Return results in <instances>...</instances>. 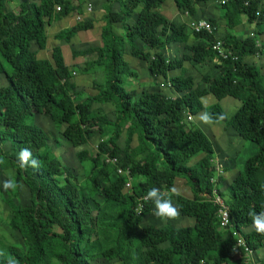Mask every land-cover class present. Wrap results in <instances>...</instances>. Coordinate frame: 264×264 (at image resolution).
Returning a JSON list of instances; mask_svg holds the SVG:
<instances>
[{"label":"trees","instance_id":"1","mask_svg":"<svg viewBox=\"0 0 264 264\" xmlns=\"http://www.w3.org/2000/svg\"><path fill=\"white\" fill-rule=\"evenodd\" d=\"M89 1L0 0V206L18 239L6 242L0 235V264H249L245 245L257 254L264 249L250 215L264 211V74L249 60L259 52L258 36L242 41L232 31L242 16L262 24L263 0H105L95 9ZM209 2L227 21L225 36H218L216 16L205 19L212 34L187 24L203 20L198 5ZM5 3L15 9L5 10ZM167 6L183 19L173 21ZM69 19L74 23L56 41L69 43L100 26L98 44L71 50L73 58H88L73 68L60 46L46 54L47 26ZM217 40L229 50L227 59L213 50ZM77 72L99 78L90 83L94 94L75 83ZM211 96L213 103L205 100ZM230 97L241 106L228 120L214 103ZM95 105H113L115 119ZM205 111L223 127L219 133L212 128L216 141L196 125ZM230 131L232 137H224ZM53 132L56 148L65 140L78 149L70 161L54 152ZM235 137L257 148L240 170L235 158L219 156L236 147ZM96 138V151L87 150ZM21 148L32 151L39 168L20 167ZM77 167L84 169L83 182ZM10 178L20 185L15 191L2 187ZM181 180L191 197L176 191ZM153 187L193 224L177 228L174 219L157 218L146 199ZM22 190L24 204L18 201ZM217 197L228 210L226 228L220 227Z\"/></svg>","mask_w":264,"mask_h":264},{"label":"rangeland","instance_id":"2","mask_svg":"<svg viewBox=\"0 0 264 264\" xmlns=\"http://www.w3.org/2000/svg\"><path fill=\"white\" fill-rule=\"evenodd\" d=\"M104 0H90L89 3L92 4L93 6V9L97 8V6H99L100 3H102ZM88 6V5H87ZM9 8L11 10H14L15 9V5L14 4H11L9 6ZM8 7L5 6V10H7ZM171 10H174V8H171L170 6H167L165 7V13L167 14V16H169ZM163 12V10H162ZM95 14L93 13L91 16H89L90 18H95L94 17ZM88 17H85V19H87ZM74 23L73 19L72 20H62V21H55L52 23V25L50 26H47L46 28V34H47V39H48V48L46 49V54L48 56L51 55V51H52V48L54 46H60L61 49H62V53H63V58H64V63L66 66H68L69 68H73L74 66L77 67L81 64L84 63V59H88V58H83V57H77V58H73L72 57V54H71V50L72 49H77V50H81L83 48H86L88 47L89 43H94V44H98L99 43V37H100V26H98V24L95 25V27H93L91 30H88L87 32H82V33H78L76 34V36L71 39V41L69 43H64V42H59V41H56L54 36L56 34H58L59 32H62L66 29H68V26H71L72 24ZM119 33L120 34H123L122 32V29L119 30ZM263 50L260 49V53L262 54ZM258 55V56H257ZM256 58H260L261 55L257 54ZM126 61H128L131 65V69L132 68H136L137 65H135V59L130 57L129 55H127L125 57ZM138 65H141L140 62L138 61ZM144 66L146 68L147 63H144ZM141 67H139L138 69H140ZM137 69V68H136ZM143 72L146 73L148 72L147 68L144 69L143 68ZM147 74V73H146ZM92 77V78H90ZM73 80H75V83L79 86H81L84 90V93L85 94H94L95 91L92 89L91 87V82L93 81V79H97L99 80V78H97L96 76H93V74H90V75H82L77 72V73H74L73 75ZM89 79V80H88ZM144 80V79H143ZM143 80L141 82H143ZM149 84V81L147 82ZM153 84V81L151 82V84H149L150 86ZM148 86V87H150ZM140 87H142V85H140ZM140 87H138V85L134 84L133 83V88H137L138 89H141ZM147 86L145 88H148ZM162 88L163 85H162ZM139 91H142V90H139ZM206 101L208 102H211L213 103L214 102V98L211 96L209 97V100L206 98L205 99ZM215 103L214 104H217L219 103L225 110V114H226V117L227 119L229 120L235 113L236 111L240 108L241 106V102L236 100V99H232L231 97L230 98H225L223 99L222 101L218 102L216 99H215ZM95 107H102V109H104L105 113L108 114V116L111 118V119H115V107L112 105H95ZM200 120L197 121L196 125L201 128L206 134H208V136L210 137V139L212 141H216L214 140L213 136L211 135V132L213 133L214 131L212 130V128L214 127L215 130H216V133H219V132H222L223 131V127H220V125L218 124H207V125H202L201 121L199 122ZM225 122V121H224ZM222 123V122H220ZM218 127V128H217ZM127 127L124 126V132L122 134V139L126 138V132H125V129ZM215 133V132H214ZM231 131L228 132L227 135H225L224 137H232L231 135ZM223 137V138H224ZM55 138H58V135L56 132H53L51 134V146L54 148V152L58 155H60V159L65 158L66 160H71L72 158V155L78 150V149H74V148H71V146L69 144H67V142L65 140H63V147L61 149H58L55 147L56 143L54 142L53 139ZM223 138H219V143L220 145H223L225 148H228L230 147V142L228 141H225V142H222V139ZM237 138L236 141L238 140H241L239 139L238 137H235ZM137 140V137H135L134 139V146L137 144L138 141ZM96 142H98V138H96V141L92 142L91 144H89L87 150L89 151H96L95 150V145ZM248 144H252V143H249L246 141V143L243 147V145H239V141L236 142V147L232 150V151H228V152H224L223 148L218 146V148H222L223 152L224 153H221L219 154V156H221L222 158H225V157H228L229 160H231L230 158H235L236 160V168H238V170H240L243 166V162L245 160L246 155H253L254 153H256L257 151V148L255 145L253 146H250ZM242 148H241V147ZM217 147V146H216ZM245 152V153H244ZM244 153V154H243ZM218 169L217 171H221L223 170L222 167H224V165L221 163V164H218ZM76 177L78 179L79 182H81L83 180V173H84V169L81 167H77L76 169ZM83 182V181H82ZM81 184V183H80ZM187 185L185 183V181H178V185H177V188H176V191L186 197H191L192 196V192L190 191V189H187L186 188ZM190 195V196H189ZM28 200V194L26 193L25 190H22L21 194L19 195L18 197V201H20L22 204H24L26 201ZM7 211L4 209V207L0 206V235H3L4 236V241L6 242H18V239H17V236L15 235V233H13L7 226V224L5 223V219H6V215H7ZM158 218V217H157ZM149 222V220H148ZM146 221V223H148ZM165 220L163 219L162 223L165 224ZM193 224V220L190 219V218H187V217H183L181 215H179L177 218L174 219L173 221V225L177 228H183V227H186V226H189V225H192ZM264 250V249H263ZM263 250L261 249L258 253L259 256H261L262 258H264V252Z\"/></svg>","mask_w":264,"mask_h":264},{"label":"clouds","instance_id":"3","mask_svg":"<svg viewBox=\"0 0 264 264\" xmlns=\"http://www.w3.org/2000/svg\"><path fill=\"white\" fill-rule=\"evenodd\" d=\"M255 37H256V35H255ZM256 45H257V41H256ZM258 48H259L258 53H260V49L262 50L263 48L261 45H258ZM262 54H264V53H262ZM222 118H223L222 116L217 117V119H222ZM188 120H194V116L191 115L188 118ZM199 120L204 124L211 125L212 123H214L213 115L207 111L199 114ZM18 162L20 164V167H22V168L31 167L33 169H37L40 166L39 160L33 156L32 151L29 148H21L20 149V151L18 153ZM2 187L5 191H8V190L15 191L18 187H20V185H18L17 181L10 178V179H6L5 181H3ZM172 191L174 192L175 189H172ZM146 199L152 201V203H153V214L159 218L175 219L180 215L179 208L173 204V202L170 198L165 199L163 197V195L161 194V191L156 187L151 188L147 192ZM250 215H251V221H252V224H251L252 228L258 234L264 235V211H260V212L254 211ZM219 218L221 220L220 227L226 228L229 225V223L227 226H222V217H220V215H219ZM254 253H255V251H254ZM245 255H246V253H245ZM255 256H256V260L260 262L259 255L257 253H255ZM246 257H247V255H246ZM9 264H15V262L10 261ZM249 264H250V262H249Z\"/></svg>","mask_w":264,"mask_h":264},{"label":"crops","instance_id":"4","mask_svg":"<svg viewBox=\"0 0 264 264\" xmlns=\"http://www.w3.org/2000/svg\"><path fill=\"white\" fill-rule=\"evenodd\" d=\"M105 1V0H104ZM103 1V2H104ZM101 4V3H100ZM99 4V5H100ZM263 4H264V0H263ZM11 4L9 3H5V6L9 8ZM198 10H199V15L201 16V19L203 20H207L208 18L212 17V16H216V18H218V36L222 37L225 36L227 34V21L225 20L223 13L220 11V9L216 8L214 3H205V4H200L198 5ZM98 8H100L98 6ZM169 17H171V19H174L173 21H177V20H182L183 17L178 13L175 12V10H172V12L169 14ZM233 35L239 39V40H246L249 37H252V34H255L258 36V40H257V47L258 45H261L264 43V22H262V24H256V23H249L247 20L246 16H242L241 17V23L239 25H237L234 30L232 31ZM261 55L260 58H256L257 56L253 57V58H249V60H251V63H254L255 65H257L258 70L264 74V54H260ZM215 60H213V63L215 65ZM199 120V117H198ZM200 122V121H199ZM202 125H204V123H201ZM264 252V250H263ZM260 258H262L260 256Z\"/></svg>","mask_w":264,"mask_h":264},{"label":"built area","instance_id":"5","mask_svg":"<svg viewBox=\"0 0 264 264\" xmlns=\"http://www.w3.org/2000/svg\"><path fill=\"white\" fill-rule=\"evenodd\" d=\"M228 1L230 0H224L223 3L228 2ZM56 10L59 11L60 8L57 7ZM86 10L88 13H90L91 5H88ZM186 15L188 16V13ZM76 20H79V17H77ZM187 24L193 31H196L198 33L207 32V33L212 34L215 31L212 24L205 20H191V21L189 20ZM252 36L254 37L255 34H252ZM213 50L216 52L218 57L221 59H227L228 55H230L229 50L227 51V47L225 46V43L219 40H217L213 44ZM107 162H111L112 164H117L118 160L114 157L113 158L108 157ZM117 172L119 175H122L125 173L124 170L121 168H119ZM126 175L129 176V172H126ZM126 187L128 188V190L132 188V178H129V182L126 184ZM217 203L220 205L219 215L220 217H222V226H227L229 223L227 207L223 204V201L219 197H217ZM241 245H242V240H241ZM245 253L247 255V258L250 264L251 263L260 264V262L256 260L254 251L250 249L249 247H247L246 245H245Z\"/></svg>","mask_w":264,"mask_h":264}]
</instances>
